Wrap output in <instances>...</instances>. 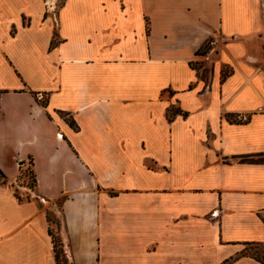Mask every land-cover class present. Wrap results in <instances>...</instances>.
Listing matches in <instances>:
<instances>
[{
  "label": "crops",
  "instance_id": "obj_1",
  "mask_svg": "<svg viewBox=\"0 0 264 264\" xmlns=\"http://www.w3.org/2000/svg\"><path fill=\"white\" fill-rule=\"evenodd\" d=\"M50 1L0 0V264H57L47 211L71 264L264 243V0Z\"/></svg>",
  "mask_w": 264,
  "mask_h": 264
},
{
  "label": "rangeland",
  "instance_id": "obj_2",
  "mask_svg": "<svg viewBox=\"0 0 264 264\" xmlns=\"http://www.w3.org/2000/svg\"><path fill=\"white\" fill-rule=\"evenodd\" d=\"M61 0L58 1V5L61 4ZM33 171L31 169V164H29L25 169L22 170L20 178L22 182L26 183L27 185L33 186ZM21 182V183H22ZM50 213V219H51V229L54 235L57 233V227L59 223V219L53 214L51 211ZM264 254V243H249L244 244L241 246V251H239L236 255H234L231 259L228 260L227 263L224 264H232L234 260L242 258V257H250L252 259H256L257 256H262ZM260 262V261H258ZM261 263V262H260ZM68 264H71V262L68 260ZM262 264V263H261Z\"/></svg>",
  "mask_w": 264,
  "mask_h": 264
},
{
  "label": "trees",
  "instance_id": "obj_3",
  "mask_svg": "<svg viewBox=\"0 0 264 264\" xmlns=\"http://www.w3.org/2000/svg\"><path fill=\"white\" fill-rule=\"evenodd\" d=\"M57 44L56 37L53 38L51 47L55 46ZM204 47H207L206 45ZM202 51V50H201ZM196 68L199 70L200 76L205 77L207 70L204 68L202 72H200V67L196 66ZM1 96V93H0ZM232 115H228L227 117L230 119ZM70 123L74 126V121L70 120ZM262 155H259L257 158L255 156H250V155H244L240 157V161H250V162H258V161H263ZM0 182L5 183V174L2 172L0 169ZM33 186H35L36 179L35 176L33 175ZM17 195V193H15ZM18 196V195H17ZM47 218L51 224V219H50V213L47 211ZM59 227V223H58ZM50 234L52 236L53 244H54V251H55V256L57 260V264H68V258L65 254L64 247H63V242L58 234V230L56 235L53 234L52 229H50ZM256 259L260 261L262 264H264V254L262 256H257Z\"/></svg>",
  "mask_w": 264,
  "mask_h": 264
},
{
  "label": "built area",
  "instance_id": "obj_4",
  "mask_svg": "<svg viewBox=\"0 0 264 264\" xmlns=\"http://www.w3.org/2000/svg\"><path fill=\"white\" fill-rule=\"evenodd\" d=\"M61 1H63V0H61ZM50 2H51L50 0H46V6H47V9L48 10H50ZM57 6H58V2H57ZM57 6H55L54 8H56ZM52 10H54V9H52ZM201 50H200V52H204L206 50V47H203ZM248 119H249V116L247 114H245V113H239V114H237L235 116V120L236 121H247ZM23 165H24L23 163L19 164L20 167H22ZM19 182H20V176H19V178H17L15 180V184L16 185L18 184L16 189L25 188L26 189V192L28 194H34V188L33 187H31L29 185H27L26 187H24V185L22 186L21 184L19 186Z\"/></svg>",
  "mask_w": 264,
  "mask_h": 264
}]
</instances>
